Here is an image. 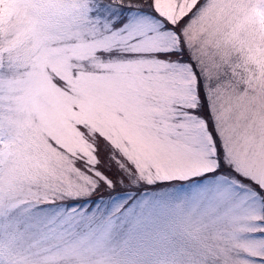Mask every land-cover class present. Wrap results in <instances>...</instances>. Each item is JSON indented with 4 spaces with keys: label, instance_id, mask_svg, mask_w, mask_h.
I'll use <instances>...</instances> for the list:
<instances>
[{
    "label": "snow or ice",
    "instance_id": "obj_1",
    "mask_svg": "<svg viewBox=\"0 0 264 264\" xmlns=\"http://www.w3.org/2000/svg\"><path fill=\"white\" fill-rule=\"evenodd\" d=\"M216 4L26 0L0 35V264H264V157L227 115L264 122V84L194 42ZM72 93L116 131L36 144Z\"/></svg>",
    "mask_w": 264,
    "mask_h": 264
},
{
    "label": "rangeland",
    "instance_id": "obj_2",
    "mask_svg": "<svg viewBox=\"0 0 264 264\" xmlns=\"http://www.w3.org/2000/svg\"><path fill=\"white\" fill-rule=\"evenodd\" d=\"M170 3L171 0H168ZM195 2V0H193ZM26 0H0V35L18 43L28 27ZM205 35L194 42L212 45L224 56L236 70L237 77L243 75L255 83L264 84V5L260 0H217L214 11L209 15L201 29ZM64 103L49 115L47 128L42 130L40 141L46 143V135L57 138L69 148L76 146L83 133L77 125L84 124L88 130L115 132L109 121H102L97 111L85 105L75 93L65 94ZM80 104L79 108L73 105ZM258 109L232 107L228 112V122L233 127V142L243 150L256 156L264 157V122L256 115ZM31 116L25 106L16 105L10 122L14 129L25 133L26 144L32 143L28 132ZM255 121V123H253ZM39 148L34 146L32 155H37Z\"/></svg>",
    "mask_w": 264,
    "mask_h": 264
}]
</instances>
